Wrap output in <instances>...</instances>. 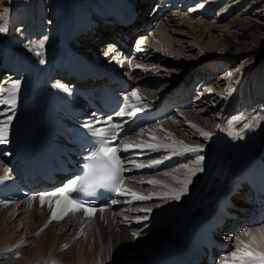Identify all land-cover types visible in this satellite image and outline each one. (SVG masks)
Instances as JSON below:
<instances>
[{
    "label": "bare ground",
    "instance_id": "bare-ground-1",
    "mask_svg": "<svg viewBox=\"0 0 264 264\" xmlns=\"http://www.w3.org/2000/svg\"><path fill=\"white\" fill-rule=\"evenodd\" d=\"M50 1L46 2L50 4ZM90 1L92 4L85 7L83 13L75 0H67V2L64 0L62 7L44 20L46 12L39 0H24L16 4L11 0H0V13L4 12L1 11L2 9H8L6 20L0 21V24L6 26L11 35L10 40L0 46V67L4 72L7 71L9 76L3 81L1 88H7L12 82L19 81L15 104L4 103L5 109L0 119V122L8 124L6 142L17 146L32 140L34 127L25 122L26 119L29 121L33 119L34 106L28 103V97L32 93L36 100L44 97L46 93L37 90L46 76L44 72L47 69L51 72L59 65L61 58L57 56L65 53L70 43H73V47L78 51L92 54L93 58L105 61L120 73L128 74L130 79L132 73L142 76L136 81L132 80L141 99L129 102V105L135 106H129L130 113H134L127 115L129 119L154 106L155 102H160L177 85L193 84L199 98L195 100L197 102L191 109L175 113L155 126H140L132 139L126 140L127 144L144 145L142 149H149L147 147L149 144L172 145L170 148L160 147L158 150H162V156L165 157L177 153L182 159L187 158L185 162L176 161L168 170L149 176H139L138 180L133 171L131 178L133 180L129 184L130 188L145 192L144 196L156 199L145 206L153 207L152 212L157 218V223L172 235L174 214L181 207L205 167L209 163L212 164L213 169L216 165L225 167L232 160L230 153L234 147L230 143L243 144L246 139L250 141L251 136L258 129L264 128V120H260L253 128L243 129L244 123L250 122L253 117L264 116V65H260L264 59V50L255 60V67L259 66L250 72H240L238 76L242 78L236 77L239 78L238 82L235 78L231 85L228 84L227 89L224 87L227 79L221 75L215 78L217 80L211 87L204 86L205 77L210 79L216 73V69L224 68L228 61L236 58L229 47H224L227 41L230 42L226 32L239 29L242 19L235 17L225 23L217 24L216 22H220L219 18L206 20L208 17L201 16L198 6L201 5L202 8L205 5L211 6L210 9L205 8L203 11L212 14L223 3L218 8L222 17L228 11H235L238 7L246 5L248 0H191L193 2L187 9L184 6L186 0H175L179 3L178 10L176 9L178 7L174 6V1H166L167 3L161 5V0H157L154 9L152 8L153 14L146 16L145 19L142 18L144 11L154 0H129L136 6V10H139L138 23L144 21L145 24H151L152 30L143 31L142 37L135 45H130V40L125 41L128 45L127 49L107 43L114 42L113 38L120 35L114 18L109 17L108 21L111 24L104 26H101L102 21L98 19V16L110 13L118 0ZM66 6H69L68 11ZM151 6L153 7L152 4ZM183 6L185 9H181ZM161 7L165 9L162 10ZM184 11L185 13H180ZM217 13L216 10V17H218ZM96 22L94 32L85 30L87 24ZM102 27H106V32ZM231 27L234 28L231 30ZM44 38L46 39L42 48L34 47L36 42ZM104 42L107 51L98 56L97 46ZM110 47L115 51L110 52ZM102 56L105 58L102 59ZM170 58L175 59V62ZM136 65L154 70L145 72L142 68H136ZM230 72L234 73L236 69L232 68ZM165 74L168 76H163ZM143 84H148L150 87L141 88ZM195 85H197L196 90ZM48 88L46 84V89ZM3 94L8 97L7 92ZM1 99L4 101L2 97ZM128 99L134 98L129 95ZM8 116L12 117L10 122L7 120ZM235 117H240L239 121L229 125L228 122ZM190 124L198 125L199 128L212 133L211 138L205 140ZM237 124L238 128L235 127ZM217 125L221 127L217 128ZM237 132H240L243 138L237 137L235 135ZM226 134L228 137L224 138ZM173 140L183 141L187 145H202L203 151L184 152L178 144H173ZM247 151V149L242 150L240 155H247ZM197 155L204 157L200 165L202 171L191 177L187 192L179 200L162 195L170 189L182 187L173 177L183 180L187 171L183 165L193 166ZM236 161L237 166L241 167L244 160L238 158ZM149 180H158L162 183L155 185L146 183ZM138 181L145 183L141 185L142 183ZM163 185L169 187L165 188ZM50 209L47 200L41 206L39 198L36 197L33 200L20 201L10 209L0 211V264H51L52 261L56 264H117L137 247L140 237L133 239L132 233L137 232L139 235V228L136 224L132 229L128 227L130 218L125 213L114 214L107 210L96 212L89 217L84 235L76 239L78 227L87 218L80 220L83 212L79 210L72 216L51 221L45 227L51 216ZM131 211V215L138 213L137 208ZM42 226L43 229H40ZM39 231L38 235H34ZM245 232L250 233L251 238L245 236ZM241 233L238 237L244 244L258 251H264V225L247 228ZM157 236L161 238L159 231L152 230L146 237L140 239L139 245L156 248ZM162 246L164 247L165 243L160 247L163 248ZM236 246L243 247V244L237 240ZM123 247L130 249L116 257L114 255L116 250ZM113 257L114 260H110Z\"/></svg>",
    "mask_w": 264,
    "mask_h": 264
},
{
    "label": "snow or ice",
    "instance_id": "snow-or-ice-1",
    "mask_svg": "<svg viewBox=\"0 0 264 264\" xmlns=\"http://www.w3.org/2000/svg\"><path fill=\"white\" fill-rule=\"evenodd\" d=\"M8 9H4L3 13H0V21L6 20ZM7 31L6 26L0 25V32ZM45 39H41L34 47L42 48L45 42ZM139 47V46H138ZM110 52L115 51L114 48L109 49ZM39 54V53H37ZM41 63L43 61L41 60ZM136 68H142L143 71H153L154 69H149L147 67H144L142 65H136ZM236 71H240V69H236ZM233 76L232 72H229L227 74V79L231 80ZM19 81L12 82L7 88H0V93L7 92L8 97L5 98L3 103L14 105L15 104V93L18 89ZM55 87H62L61 85H55ZM67 90V89H65ZM211 91V90H209ZM230 91V90H226ZM135 100L139 101L141 97L138 95L137 91H133L130 94ZM128 98L125 97V107H135L134 105H128L127 104ZM3 113H0L2 115ZM125 114V109L121 108V110L116 114L118 116H123ZM134 114V113H130ZM12 119L11 116L7 117L8 122H10ZM240 117H235L233 120H230L228 123L231 125L234 122H238ZM111 118H109V121ZM260 120H264V116L261 117H253L250 122L244 123L243 129H251L256 124L259 123ZM108 124L107 129L104 128H92L90 125H85L86 128H88L89 134L94 138V140L98 143L97 150L92 153L88 157V163L85 165L86 168V175L85 177H77L70 181H68L64 186L61 188H58L54 190L53 192L48 193H41L39 194V200L41 206H43L46 202V200L49 203V207L51 208L52 204V197H57L55 204L56 207L52 208L51 216L49 218V221L46 222L45 227H47L48 223H51L52 220H59L64 217V215L68 214L69 212L75 213L79 211L80 209L84 210V214L86 216H91L94 213V209L86 207L84 202L73 198L72 193L74 192H83L88 189H92L94 187H100V186H108L114 192L116 195H131V197L134 200H148L151 199V196H144L142 194L136 193L134 191H131L130 189H127L123 186L124 177L122 176V172L125 171L123 167V161L121 160L120 156L118 155L119 151H125L127 152L130 148L136 147H144L142 144H125L122 148L118 149L116 147L108 146V139L109 134L111 133V138L115 139L116 136V130L120 128V125L118 124H111L109 122H106ZM190 126L194 129H196L197 132L205 139L208 140L211 138L212 133L207 132L201 128H199L198 125L190 124ZM221 125H217V128H220ZM8 133V124L4 122H0V143L6 142V137ZM231 134V133H230ZM235 135L239 138H243L240 132L235 133ZM173 144H178L184 152H193V153H200L203 151L202 145H187L183 141H175L173 140ZM152 150H158L160 147L170 148L172 145H158V144H149L147 145ZM182 154V153H178ZM167 158V157H166ZM204 157L201 155H197L195 160L193 161V166H189L188 164L183 165V167L187 170L185 174V178L183 180H179L176 177H173V179L177 180V183L181 184L182 187L179 189H170L169 192L163 193L165 197L169 199L179 200L180 197L187 192V185L191 182V177L194 176L197 172L202 171V168L200 167ZM161 163L159 160L151 161L149 164H135L134 166L136 168H143V167H154L155 165ZM165 175H169L168 173H165ZM10 179L7 172L5 171L3 176H0V182L6 181ZM138 183H145V181H138ZM146 183L149 184H161V181L158 180H149L146 181ZM165 188H168V185H163ZM30 200L35 199V196L30 197ZM3 203L5 206L7 202H0ZM113 204L116 203L115 200L112 201ZM100 211H103V209H100ZM140 211L145 212H151V209H140ZM143 220H147L148 217L144 216L142 217ZM137 223H139V220H137ZM38 234V233H37ZM245 236L250 237V233L245 232ZM138 236L137 232L132 233V238L135 239ZM251 238V237H250ZM254 239V238H252ZM237 240L240 244H243V247H238L235 251H233L230 256L233 264H264V251H258L256 249L251 248L248 244H244L243 241L239 240V237H237ZM65 248L67 245L64 246ZM9 251H11L9 249ZM228 258H224V260H227ZM51 264H56L55 261H52ZM222 264L224 262L222 261Z\"/></svg>",
    "mask_w": 264,
    "mask_h": 264
},
{
    "label": "rangeland",
    "instance_id": "rangeland-1",
    "mask_svg": "<svg viewBox=\"0 0 264 264\" xmlns=\"http://www.w3.org/2000/svg\"><path fill=\"white\" fill-rule=\"evenodd\" d=\"M11 1H13L16 4V3H21L24 0H11ZM39 1L44 6V11L46 12L45 15L46 17H44L45 20L47 19V17L50 18L53 13H55L57 10H59L62 7L64 0H51L50 4L46 2L47 0H39ZM75 2L80 7V11L83 13L85 12V7H88L90 4H92L90 0H75ZM150 7L151 4L149 5L146 11V15H151V13L153 14L152 12L153 9H150ZM68 10H69V6H66V11ZM1 11H4V9H2ZM219 11L220 10L217 9L218 17L215 16V12H214L212 16H210L206 20L212 21V20H217L219 18L218 20L220 22H216L217 24H219V23H225L228 20L235 17L242 19V25L241 27H239V29H235L234 31L231 32L229 31L226 32L228 33L227 38H229L230 42L227 41V45H225L224 47H229L230 50H232V52L235 53L236 58L232 61H228L227 64L224 65V68L219 67V69H216V73L212 75L210 79H207V77H205L204 79L206 80V83H204V86L208 85V87H211V85H213V83L217 80L215 78L218 77V75H221L222 77L223 76L227 77V74L230 72V69L232 68L240 69V71L234 72L235 74L233 73L231 80L226 78L227 83L225 84L224 87L225 89H227L228 84L231 85L232 81L235 80L236 77H239L240 79L242 78V76L241 77L238 76L240 72L241 73L242 71L250 72L259 66L258 65L255 67L256 65L255 60L259 57L260 52L264 50V0H248V3L246 5L244 4L243 6L238 7L235 11L234 10L228 11L222 17L221 14H219ZM180 13L183 14L185 13V11ZM233 28L234 27H231L230 29L232 30ZM10 38L11 35L9 31H5L3 32V34H1L0 32V46L6 41L10 40ZM221 46L223 47V43H221ZM97 49H98L97 50L98 56L103 55L107 51V49L105 48V44L98 45ZM213 51H209V52H213ZM124 55L125 54H123V56ZM102 57H103L102 59L105 58V56ZM125 58L129 61V58H127L126 56ZM171 61L175 62V59H171ZM260 65L262 66L264 65V59L261 61ZM237 66L239 68H236ZM163 76H168V75L165 74ZM239 78L238 79L236 78L237 82ZM176 219L177 217L175 215L174 218L175 222ZM140 239L143 238H139V241ZM139 241L137 246L139 245ZM129 249L130 248L128 247H123L122 249L119 248L116 250V253L114 255L118 257L120 254L124 253L126 250ZM110 260H114V257L113 259Z\"/></svg>",
    "mask_w": 264,
    "mask_h": 264
}]
</instances>
